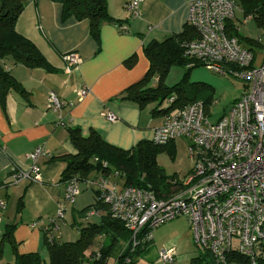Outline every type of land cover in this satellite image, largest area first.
<instances>
[{
	"label": "crops",
	"instance_id": "0c3cea01",
	"mask_svg": "<svg viewBox=\"0 0 264 264\" xmlns=\"http://www.w3.org/2000/svg\"><path fill=\"white\" fill-rule=\"evenodd\" d=\"M130 1H106L113 20L101 26L98 41L91 37L86 19L72 16L63 20L61 5L50 0H27L16 20V31L38 47L51 69L6 66L19 82L20 91H10L3 106L0 104V198L6 205L0 212V264H15L17 255L35 251L46 264L49 252L44 227L50 220L60 227L58 241L74 240L64 235L60 221L64 224L69 215L74 220L76 206L80 211L87 205H76L74 199V203L65 204L62 219L56 215L65 193L61 176L65 164L59 157L76 154L68 128H79L83 136L93 129L108 143L128 150L142 140L151 141L152 129L161 125L165 113H152V102L140 107L122 95L148 70L144 46L179 34L188 25L187 4L192 0H142L138 15L128 10ZM252 39L255 45L243 46L252 48L257 57L264 41ZM69 52H76L80 60L67 71L64 54ZM130 56L133 63L125 64ZM82 87L88 94L79 98L76 91ZM51 92L64 103L59 112L46 105ZM103 111L117 118L110 123L102 117ZM37 146H43L46 153L37 161L41 180L9 182L14 172L31 168L28 154ZM87 177L82 183L94 190L86 182L96 177L95 172ZM9 230L11 236L7 237ZM99 239L98 247L105 242V237Z\"/></svg>",
	"mask_w": 264,
	"mask_h": 264
},
{
	"label": "built area",
	"instance_id": "2783aa9c",
	"mask_svg": "<svg viewBox=\"0 0 264 264\" xmlns=\"http://www.w3.org/2000/svg\"><path fill=\"white\" fill-rule=\"evenodd\" d=\"M140 1L131 0L127 5L132 15L139 14ZM236 7V0H192L187 4V24L196 32L195 38L181 45L183 55L190 61L187 66L200 63L208 70L239 78L244 87L230 109L215 121L209 120L205 104L199 100L165 113L161 125L154 129L151 141L155 145L177 138L188 142L193 167L180 181L179 191L160 198L149 190L120 185L101 173L86 182L107 207L111 218L129 231L128 244L133 254L145 241L152 240L157 226L185 217L193 244L208 251L216 264L264 261V46L262 59L257 62L252 48L244 47L236 37L227 34L226 22L234 18ZM64 55L65 68L70 71L79 63V55L76 52ZM76 92L79 98L88 94L83 87ZM173 101L172 96L169 102ZM46 105L59 112L64 103L51 92ZM102 115L109 121L117 118L110 111H103ZM58 124L63 125L62 120ZM45 154L43 146L35 147L28 154L31 168L14 172L8 181H40L41 167L37 161ZM80 183L75 176L64 181L58 218H63L65 204L74 203ZM5 207L4 199L0 198V212ZM85 214L100 215L95 208ZM59 229L50 220L44 227L46 240H57ZM175 255L174 247L162 248L157 252L155 264H174ZM131 257L125 256L123 264H130Z\"/></svg>",
	"mask_w": 264,
	"mask_h": 264
},
{
	"label": "trees",
	"instance_id": "16d2710c",
	"mask_svg": "<svg viewBox=\"0 0 264 264\" xmlns=\"http://www.w3.org/2000/svg\"><path fill=\"white\" fill-rule=\"evenodd\" d=\"M27 0H0V104L3 106L4 100L10 91L19 90V82L12 76L6 66L21 64L28 68H42L50 70L51 66L28 38L16 31V20L23 12V7ZM58 3L62 7L61 18L66 20L74 17L77 20H87L88 30L91 37L98 41L101 26L113 20L108 14L107 0H50ZM240 5L245 15H249L260 24H264V0H240ZM227 34L234 36L243 44L255 45L250 37H243L238 34V25L233 21H227ZM194 29L190 25H185L179 34H171L164 40H151L143 48L148 60L149 67L144 77L136 83L125 88L122 99L136 103L144 107L153 101H169L174 97V101L163 109L154 107L152 113H167L175 107H182L187 103L199 101L195 93L199 90L207 91L205 108L213 101L212 90L209 85L200 83V88L190 94L185 95L184 90L178 86L167 87L160 83L157 87L149 85L151 79L158 75L161 79L170 66L179 65L185 69L186 75L191 69L196 68L200 63L187 66L190 61L183 55L181 45L184 41L195 38ZM133 56L125 59V64L131 65ZM178 95V96H177ZM180 96V97H179ZM177 102V103H176ZM69 139L76 149V154L62 155L59 159L65 164L61 173L65 180L69 176L78 177L81 182L87 180V176L92 172L108 175L113 181L120 185L133 186L141 190H149L154 196L167 198L178 192L182 187L180 181H172L165 175L162 169L154 160L159 147L152 141L142 140L128 150L121 149L116 145L108 143L95 130H91L88 136H83L79 128H68ZM116 174L117 176H115ZM97 209L100 213L98 222L87 223L78 226V237L71 241H48L47 250L49 252L46 264H83L85 260L90 264H107V260L114 256L115 264H123L125 256H132L131 245L128 244L131 238L129 231L124 224L111 218L107 207L95 199L94 204L87 205L78 212L84 215L86 211ZM101 212L103 214H101ZM86 215V214H85ZM6 236H11V230L6 232ZM100 237H108L107 242H103L96 251L90 250ZM143 247H137L134 253H144ZM127 244V245H126ZM117 253V254H115ZM134 262V256L131 257ZM40 254L24 253L17 255L15 264H42ZM130 263V264H131ZM264 264V261H260ZM189 264H216L213 256L207 251H203L192 258Z\"/></svg>",
	"mask_w": 264,
	"mask_h": 264
},
{
	"label": "rangeland",
	"instance_id": "374dc122",
	"mask_svg": "<svg viewBox=\"0 0 264 264\" xmlns=\"http://www.w3.org/2000/svg\"><path fill=\"white\" fill-rule=\"evenodd\" d=\"M236 1L237 7L235 8L236 11L233 19L238 25V34L243 37L247 36L254 39L260 37L262 41H264V24H260L245 15L241 8L240 0ZM241 44L243 45V43ZM261 59V55L258 54L257 62H260ZM184 73L185 69L183 67L179 65L170 66L161 79H159L158 75H155L151 79L149 85L152 87H157L160 83L167 87L178 85L184 90L187 96L190 94L193 95L194 92L200 88L199 82L209 85L212 90L213 100L215 101L206 108L210 121L217 120L224 112L228 111L231 103L240 97L239 95L244 87V83L239 78L224 73L221 74L211 69L208 70L203 65H198L196 68L191 69L188 75ZM195 94L196 98H200L201 101H204L207 91L199 90L198 93ZM152 103V107H156L157 109L167 108L171 104L167 99L163 100L162 103H159V101H153ZM171 110L172 109L168 110V112ZM102 117L110 123L114 122L109 121L104 115H102ZM153 133L154 129L151 131V139ZM187 143L186 139L178 138L175 141L168 142L164 146L159 147L158 152L155 154L154 160L157 165L172 181H181L190 173L193 167V161L189 158ZM80 185V193L75 197L74 201L77 202L76 205L94 204L97 198L95 191L86 187L82 182ZM76 208L74 220L73 217L69 215L64 224L60 221L61 230L64 235L68 238L72 237L74 240L78 237V226L82 227L87 223H95L100 218L98 216L88 217L78 214V208L80 207L76 206ZM152 235L153 239L144 246L145 252L134 253V262L131 264H155L157 252L162 248L174 247L176 251L174 264H189L190 259L203 252L197 245L193 244L192 233H190L188 221L185 217L172 219L157 226ZM99 240L96 242L95 247H98L100 243ZM107 241L108 237L105 238V242ZM113 260L114 256H111L107 261L108 264H113ZM89 263L90 262L87 260L83 262V264Z\"/></svg>",
	"mask_w": 264,
	"mask_h": 264
}]
</instances>
